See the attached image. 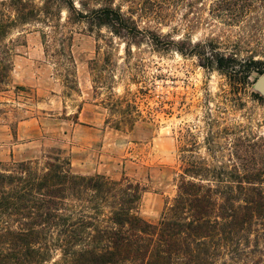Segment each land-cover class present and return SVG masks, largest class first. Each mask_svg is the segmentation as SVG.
Returning a JSON list of instances; mask_svg holds the SVG:
<instances>
[{
	"label": "trees",
	"instance_id": "1",
	"mask_svg": "<svg viewBox=\"0 0 264 264\" xmlns=\"http://www.w3.org/2000/svg\"><path fill=\"white\" fill-rule=\"evenodd\" d=\"M198 3L0 0V94L9 85L15 45L26 26L45 27L47 47L59 42L58 54L72 63L68 28L84 21L108 29L129 52L143 45L169 52L175 41L163 32L165 23L175 18L174 9ZM208 5L212 19L241 29L236 53L215 52L209 39L189 41L191 54L204 68L234 71L241 84L252 87L249 79L264 74V61L249 51L250 43L264 39V0ZM130 111L127 104L121 112ZM235 139L228 157L211 155L227 157L220 165L190 150L183 153L177 194L156 224L140 215L146 190L139 183L77 174L61 149L41 163L0 162V264H264V135Z\"/></svg>",
	"mask_w": 264,
	"mask_h": 264
},
{
	"label": "rangeland",
	"instance_id": "2",
	"mask_svg": "<svg viewBox=\"0 0 264 264\" xmlns=\"http://www.w3.org/2000/svg\"><path fill=\"white\" fill-rule=\"evenodd\" d=\"M209 2L174 9L175 18L163 27L175 41L169 52L149 45L129 52L108 29L84 21L68 28L72 63L58 54L59 42L47 47L45 27H24L0 94V162L41 163L61 149L77 174L139 183L146 190L140 215L158 223L177 194L185 151L220 165L236 137L264 135V96L241 84L234 71L204 68L191 54L189 41L209 39L215 52L236 53L241 29L212 19ZM249 51L264 61V39L250 43ZM127 104L128 115L121 112ZM29 121L34 125L25 126Z\"/></svg>",
	"mask_w": 264,
	"mask_h": 264
},
{
	"label": "water",
	"instance_id": "3",
	"mask_svg": "<svg viewBox=\"0 0 264 264\" xmlns=\"http://www.w3.org/2000/svg\"><path fill=\"white\" fill-rule=\"evenodd\" d=\"M254 90L264 96V74L254 84Z\"/></svg>",
	"mask_w": 264,
	"mask_h": 264
},
{
	"label": "crops",
	"instance_id": "4",
	"mask_svg": "<svg viewBox=\"0 0 264 264\" xmlns=\"http://www.w3.org/2000/svg\"><path fill=\"white\" fill-rule=\"evenodd\" d=\"M34 125V123L32 121H29V122H25V126H32ZM32 132V131H31ZM39 132L35 133V135L33 134V136H38ZM36 141H33V142H30L29 146H33V143H35ZM31 148V147H30Z\"/></svg>",
	"mask_w": 264,
	"mask_h": 264
}]
</instances>
